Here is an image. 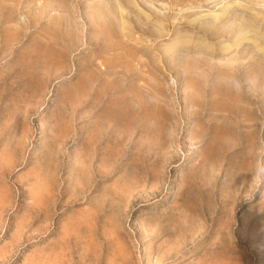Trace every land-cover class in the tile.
<instances>
[{
	"label": "rangeland",
	"instance_id": "374dc122",
	"mask_svg": "<svg viewBox=\"0 0 264 264\" xmlns=\"http://www.w3.org/2000/svg\"><path fill=\"white\" fill-rule=\"evenodd\" d=\"M0 264H264V0H0Z\"/></svg>",
	"mask_w": 264,
	"mask_h": 264
}]
</instances>
